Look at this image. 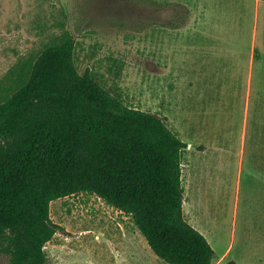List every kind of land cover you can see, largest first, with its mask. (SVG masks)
<instances>
[{
    "label": "rangeland",
    "instance_id": "374dc122",
    "mask_svg": "<svg viewBox=\"0 0 264 264\" xmlns=\"http://www.w3.org/2000/svg\"><path fill=\"white\" fill-rule=\"evenodd\" d=\"M67 38L79 72L187 143L184 218L212 230L216 258L232 239L227 259L264 264V182L249 172L264 170V0H0V102ZM50 217L64 230L44 264H169L95 193L52 200Z\"/></svg>",
    "mask_w": 264,
    "mask_h": 264
},
{
    "label": "trees",
    "instance_id": "16d2710c",
    "mask_svg": "<svg viewBox=\"0 0 264 264\" xmlns=\"http://www.w3.org/2000/svg\"><path fill=\"white\" fill-rule=\"evenodd\" d=\"M74 47L72 38L46 46L0 102V254L8 264H44L46 243L64 230L50 202L84 191L130 215L169 264H213L214 248L183 215L187 143L164 117L79 72Z\"/></svg>",
    "mask_w": 264,
    "mask_h": 264
},
{
    "label": "crops",
    "instance_id": "0c3cea01",
    "mask_svg": "<svg viewBox=\"0 0 264 264\" xmlns=\"http://www.w3.org/2000/svg\"><path fill=\"white\" fill-rule=\"evenodd\" d=\"M249 172H250V174H251V176H252V178L254 180H257V181L260 180V181L264 182V170L258 168V169H254V171L253 170H250ZM241 173H240V177H239L238 191L240 190ZM183 213H184V210H183ZM193 226H195V225H193ZM196 228L198 230H200L206 236V238L208 239V241L210 242V244L212 245V247L215 248V244L214 243H216V241L213 238V235L214 234H213L212 230L211 231H209V230L205 231L202 228H198V227H196ZM232 245H233V240L232 239H230L228 242H226V244L224 245V247L221 249L220 256H218L216 258V260L214 261L213 264H215V263H219L220 264L224 260H226V261L229 260L227 258H228L229 254H230L231 249H232ZM232 256L233 255H230L229 257L232 258Z\"/></svg>",
    "mask_w": 264,
    "mask_h": 264
}]
</instances>
